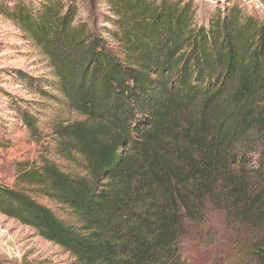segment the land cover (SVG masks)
Wrapping results in <instances>:
<instances>
[{
    "label": "trees",
    "instance_id": "1",
    "mask_svg": "<svg viewBox=\"0 0 264 264\" xmlns=\"http://www.w3.org/2000/svg\"><path fill=\"white\" fill-rule=\"evenodd\" d=\"M208 2L197 23L193 0H106L104 32L75 23L63 0L1 5L55 78L18 79L57 100L44 87L55 89L82 116L51 130L56 154L77 171L45 157L17 163L20 187L0 183L1 214L70 264H186L188 225L201 226L212 206L264 264V19L237 0ZM17 111L39 141L36 116Z\"/></svg>",
    "mask_w": 264,
    "mask_h": 264
},
{
    "label": "rangeland",
    "instance_id": "2",
    "mask_svg": "<svg viewBox=\"0 0 264 264\" xmlns=\"http://www.w3.org/2000/svg\"><path fill=\"white\" fill-rule=\"evenodd\" d=\"M17 1L37 5L42 0H0V183L20 187L17 182V163H37L41 158L54 160L67 172L76 167L59 157L56 141L51 134L55 121L72 122L82 116L68 107L59 93L51 88L44 90L57 100L33 92L19 80L17 71L42 80L53 81L49 61L41 50L19 27L1 12V5L11 8ZM221 1V0H219ZM75 6V23L85 22L92 30L104 32L112 28L107 21L109 11L106 0H63ZM197 7L195 20L205 22L213 9L208 1L193 0ZM240 6V5H239ZM242 12L263 20L264 16L243 6ZM17 107L26 108L37 118L40 127L39 141L33 140L23 125ZM36 199L52 208L70 224L75 216L63 206L40 195ZM227 222L221 210L208 206L206 220L201 226L188 225L182 245L186 264H255L245 234ZM69 253L35 233L28 225L0 213V261L7 264H70Z\"/></svg>",
    "mask_w": 264,
    "mask_h": 264
},
{
    "label": "built area",
    "instance_id": "3",
    "mask_svg": "<svg viewBox=\"0 0 264 264\" xmlns=\"http://www.w3.org/2000/svg\"><path fill=\"white\" fill-rule=\"evenodd\" d=\"M205 1H215V0H205ZM223 1V0H221ZM240 7L246 6L256 13H259L264 16V0H237Z\"/></svg>",
    "mask_w": 264,
    "mask_h": 264
}]
</instances>
